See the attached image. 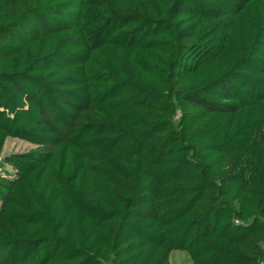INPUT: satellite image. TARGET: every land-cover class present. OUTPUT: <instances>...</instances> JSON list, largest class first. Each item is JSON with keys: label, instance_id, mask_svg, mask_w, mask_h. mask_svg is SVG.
<instances>
[{"label": "trees", "instance_id": "obj_1", "mask_svg": "<svg viewBox=\"0 0 264 264\" xmlns=\"http://www.w3.org/2000/svg\"><path fill=\"white\" fill-rule=\"evenodd\" d=\"M174 251L264 264V0H0V264Z\"/></svg>", "mask_w": 264, "mask_h": 264}, {"label": "rangeland", "instance_id": "obj_2", "mask_svg": "<svg viewBox=\"0 0 264 264\" xmlns=\"http://www.w3.org/2000/svg\"><path fill=\"white\" fill-rule=\"evenodd\" d=\"M30 146L19 141L7 140L2 155L21 153L30 150ZM169 264H191L185 253L174 251L170 255Z\"/></svg>", "mask_w": 264, "mask_h": 264}]
</instances>
